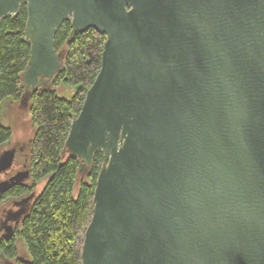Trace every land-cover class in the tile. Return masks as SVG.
I'll return each instance as SVG.
<instances>
[{
	"label": "water",
	"instance_id": "obj_1",
	"mask_svg": "<svg viewBox=\"0 0 264 264\" xmlns=\"http://www.w3.org/2000/svg\"><path fill=\"white\" fill-rule=\"evenodd\" d=\"M21 5L26 113L63 69V23L70 41L105 36L62 151L80 176L103 158L80 264H264V0H0V22ZM17 145L0 151V176ZM34 196L3 210L0 237Z\"/></svg>",
	"mask_w": 264,
	"mask_h": 264
},
{
	"label": "trees",
	"instance_id": "obj_2",
	"mask_svg": "<svg viewBox=\"0 0 264 264\" xmlns=\"http://www.w3.org/2000/svg\"><path fill=\"white\" fill-rule=\"evenodd\" d=\"M26 17L25 6L21 5L16 18L0 22V151L12 138L11 130L1 122L2 105H18L22 95L20 76L29 60V47L23 42ZM70 32V22H65L54 38L55 51L64 54V66L52 90L35 92L29 102L27 115L34 135L17 145L23 156L19 171H28V179L0 194V215L14 208V202L35 195L12 237H0V252L13 264H80V236L90 219L103 158L97 154L92 170L80 176L77 160L63 158L62 151L71 122L99 72L105 36L88 30L70 41ZM58 87L72 90L73 96L59 97L54 91ZM15 174L0 177V183ZM18 242L25 250L22 255Z\"/></svg>",
	"mask_w": 264,
	"mask_h": 264
},
{
	"label": "rangeland",
	"instance_id": "obj_3",
	"mask_svg": "<svg viewBox=\"0 0 264 264\" xmlns=\"http://www.w3.org/2000/svg\"><path fill=\"white\" fill-rule=\"evenodd\" d=\"M54 91L61 98L69 99L73 96L72 90L64 89L62 87H58ZM1 122L12 132L11 143L2 150H8L14 145L25 143L34 135V130L31 127L30 120L26 111L18 109L17 105H13L10 103H4L2 105ZM22 157L23 156L19 157V155H17L11 174H15L17 171L22 170ZM0 177H2V175ZM42 187L43 184L40 185L39 189H41ZM82 237L83 236H80V240H82ZM17 248L20 255L25 253L24 247L21 242L17 243Z\"/></svg>",
	"mask_w": 264,
	"mask_h": 264
},
{
	"label": "flooded vegetation",
	"instance_id": "obj_4",
	"mask_svg": "<svg viewBox=\"0 0 264 264\" xmlns=\"http://www.w3.org/2000/svg\"><path fill=\"white\" fill-rule=\"evenodd\" d=\"M21 153H22V152H19V154H18V155H19V157H21V156H22V154H21Z\"/></svg>",
	"mask_w": 264,
	"mask_h": 264
}]
</instances>
